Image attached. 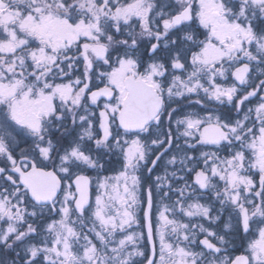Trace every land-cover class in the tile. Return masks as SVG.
<instances>
[{
	"label": "snow or ice",
	"instance_id": "1",
	"mask_svg": "<svg viewBox=\"0 0 264 264\" xmlns=\"http://www.w3.org/2000/svg\"><path fill=\"white\" fill-rule=\"evenodd\" d=\"M0 264H264V0H0Z\"/></svg>",
	"mask_w": 264,
	"mask_h": 264
}]
</instances>
